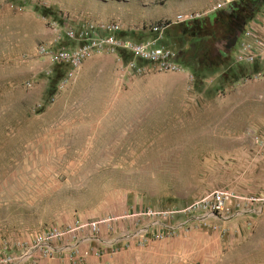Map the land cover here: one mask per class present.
<instances>
[{
    "label": "rangeland",
    "instance_id": "1",
    "mask_svg": "<svg viewBox=\"0 0 264 264\" xmlns=\"http://www.w3.org/2000/svg\"><path fill=\"white\" fill-rule=\"evenodd\" d=\"M237 1L0 0V248L26 255L14 264H264V60L236 62L245 26L225 48ZM188 14L216 18L226 55L197 77L125 52L76 69L36 53L74 48L65 27L116 23L176 56L190 35L167 29ZM215 190L239 197L227 216L191 210ZM52 228L46 256L33 241Z\"/></svg>",
    "mask_w": 264,
    "mask_h": 264
},
{
    "label": "built area",
    "instance_id": "2",
    "mask_svg": "<svg viewBox=\"0 0 264 264\" xmlns=\"http://www.w3.org/2000/svg\"><path fill=\"white\" fill-rule=\"evenodd\" d=\"M198 16V14L178 15L175 22L180 23L194 20ZM262 20L264 22V16ZM164 27L166 26H151L150 30L156 33ZM64 32L67 38L77 42L74 48L61 47L54 49L41 45L37 47V55L47 58L52 64L65 65L71 69H76L86 58L95 52L106 51L113 54L125 52L133 59L155 63L163 70L178 71L182 69L181 65L175 61L174 53L160 48L155 41L136 42L121 35L120 27L116 23H107L94 27L85 26L78 32H75L71 27H65ZM98 32L101 34H98ZM235 58L238 63L250 65L254 62V57L246 45L240 46ZM232 199L239 200V197L233 196L225 190H215L196 201L191 206V210L201 212L203 217L211 215L225 217L230 212L228 203ZM89 229L95 231L96 225L94 223L90 224ZM62 234L63 232L60 229H48L35 237L33 248L49 256L52 253L50 242ZM25 256L23 254L20 256L12 255L7 252L6 248H0V264H14L21 261Z\"/></svg>",
    "mask_w": 264,
    "mask_h": 264
},
{
    "label": "trees",
    "instance_id": "3",
    "mask_svg": "<svg viewBox=\"0 0 264 264\" xmlns=\"http://www.w3.org/2000/svg\"><path fill=\"white\" fill-rule=\"evenodd\" d=\"M264 4V0H239L231 4L224 10V15L227 18V35L234 33L233 38L237 33L242 32L244 26L250 21L253 16L259 11ZM45 12L44 9H39ZM246 12L244 18H239L238 13ZM214 16L208 17L207 21L198 20L187 23H179L167 29L170 36H176L177 29H180L181 35H190L189 48L177 52L175 61L184 68H188L195 77L201 71H215L222 65L226 58L225 54L216 52L211 47V43L215 40L220 28L214 24ZM229 39L228 41H230ZM203 43V44H202ZM210 44L208 50L203 49V45ZM206 45V46H207Z\"/></svg>",
    "mask_w": 264,
    "mask_h": 264
},
{
    "label": "crops",
    "instance_id": "4",
    "mask_svg": "<svg viewBox=\"0 0 264 264\" xmlns=\"http://www.w3.org/2000/svg\"><path fill=\"white\" fill-rule=\"evenodd\" d=\"M264 4L253 18L245 25L246 31L241 36V44L246 45L250 49V53L254 57L255 63L264 60ZM240 47L238 48V50Z\"/></svg>",
    "mask_w": 264,
    "mask_h": 264
},
{
    "label": "water",
    "instance_id": "5",
    "mask_svg": "<svg viewBox=\"0 0 264 264\" xmlns=\"http://www.w3.org/2000/svg\"><path fill=\"white\" fill-rule=\"evenodd\" d=\"M239 33H237L236 35H235V37L234 38H232L230 41H228V43L225 45V48L226 49H230V48H232L234 45H235V43H236V40H237V38L239 37Z\"/></svg>",
    "mask_w": 264,
    "mask_h": 264
}]
</instances>
